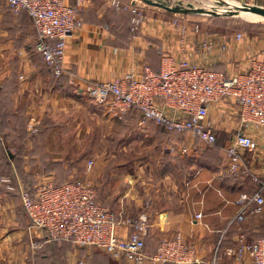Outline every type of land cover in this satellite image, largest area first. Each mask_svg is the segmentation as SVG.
Masks as SVG:
<instances>
[{"label": "crops", "instance_id": "crops-1", "mask_svg": "<svg viewBox=\"0 0 264 264\" xmlns=\"http://www.w3.org/2000/svg\"><path fill=\"white\" fill-rule=\"evenodd\" d=\"M75 1L66 0L68 4ZM111 1L85 0L86 6L79 13L81 26L68 39L64 53V65L74 75V83L67 77L66 87L49 80L50 68L35 51L36 32L27 13L15 14L0 0V180L9 177L19 188L40 181L64 182L76 174L94 179L104 165L116 160L103 152L106 146L137 147L146 145L148 138L152 139L151 146L156 145V126L141 125L135 110L121 112L93 103L82 91L85 81L104 82L127 74L139 77L143 65L157 71V48L174 58H187L221 71L237 70L256 49L254 44H233L231 38L223 37L228 43L226 49L207 55L197 45L206 35L204 25L193 17L175 25V13L153 8L142 9L143 24L132 32L129 11L116 10ZM228 1L239 4L243 0ZM258 2L264 4V0ZM196 23L200 31L194 33ZM181 26L187 27L184 38ZM208 124L217 133L237 131L236 104L229 100L210 104ZM242 130L257 143L254 152L244 153V163L253 174L264 178V130L251 125ZM210 157L199 156V169L192 174L188 171L194 164L181 161L171 172L149 175L145 180L140 177L134 184L125 175L116 190H96L97 201L131 216L148 213V253H153L163 238L179 233L204 264H213L214 256H219L221 264H232L238 225L234 221L235 200L240 193L253 192V182L248 177L222 173L226 162L219 164ZM89 160L93 163L87 171ZM171 166L175 168L173 163ZM17 188L8 190L0 184V264H78L79 260L84 264H136L91 247L44 242L41 233L30 227ZM198 213L202 214L199 220L195 219ZM247 219L242 224L248 233L264 221L251 223ZM127 234V228L118 230L120 237ZM244 235L248 242L255 240ZM36 241H42L40 247L33 245ZM245 259L251 263L249 256Z\"/></svg>", "mask_w": 264, "mask_h": 264}, {"label": "built area", "instance_id": "built-area-1", "mask_svg": "<svg viewBox=\"0 0 264 264\" xmlns=\"http://www.w3.org/2000/svg\"><path fill=\"white\" fill-rule=\"evenodd\" d=\"M15 14L26 12L36 32L35 51L55 76H66L74 83V75L63 62L68 39L80 28V11L85 0L68 4L66 0H2ZM256 2L243 0L239 4ZM116 10H127L131 14L130 30H138L143 24L144 14L137 0H112ZM173 5V4H172ZM192 31H200L194 24ZM183 38L187 27L181 26ZM240 33L235 34L239 39ZM199 50L210 54L217 43L212 39L197 42ZM225 42L219 44L225 50ZM183 50V47H181ZM157 71L143 65L139 77L127 74L110 81H85L83 93L93 103L127 112L135 109L140 114V124L148 122L183 133L206 145L216 143V134L208 124V106L229 100L236 104L239 128L230 137L224 149L226 172L236 177H248L257 185L253 192L240 193L235 200L237 212L234 221L243 222L248 216L264 212V178L251 172L244 163L245 152H254L256 140L242 130L245 125L264 130V59L251 57L247 66L236 73L214 70L209 66L174 58L162 49ZM181 155H188L187 144L170 146ZM92 161L86 164L90 170ZM0 184L8 190H15L9 178H2ZM18 195L22 209L29 218L32 229L41 233L44 242L65 240L77 248L98 247L116 260L127 259L136 264H204L197 250L188 245L181 234L163 238L153 253L145 247L148 230V216L141 212L131 216L124 211H114L97 201L96 189L80 178L69 179L62 184L40 181L32 189L19 187ZM202 214L195 215L201 219ZM127 228L126 237H120L118 230ZM42 241L34 242L40 247ZM233 264H264V238L252 242L240 233L234 251ZM214 256L213 264H221ZM78 264H84L82 260Z\"/></svg>", "mask_w": 264, "mask_h": 264}, {"label": "rangeland", "instance_id": "rangeland-1", "mask_svg": "<svg viewBox=\"0 0 264 264\" xmlns=\"http://www.w3.org/2000/svg\"><path fill=\"white\" fill-rule=\"evenodd\" d=\"M158 1L161 2L164 1L166 2V4L170 6L172 4H176V2H181L185 6H187V4H191L192 9H202L203 11L208 12L201 14V13H195V12H199L197 10H191L188 11V13H175L173 24L178 25L179 24L178 21H182L187 17L188 18L193 17L197 21V23L199 22L200 25L201 24L204 25V27L207 30L206 35H204V37L201 38L214 40L217 43L216 49L219 48V43L222 41L228 45V43L225 40H222L223 37H229L228 39L225 38L226 40H230L231 38L233 44H240L243 42H248V44H254L256 48L255 51L251 52L245 58V61L242 63L241 67L235 71L226 70L228 73H236L237 71L244 69L248 64L249 58L251 57H258L260 59H264V18L257 17L252 14L244 13L240 9L232 8V6L230 5L231 3L228 0H158ZM137 2L141 8L143 7L142 9L146 10L147 8H153V10L163 11V9L161 8L151 7V5H148L140 0H137ZM247 4L255 5L257 7L264 9V4H261L260 2H258V0L256 2H248ZM212 11L216 13H210ZM237 33L241 34V37L239 39L235 38V34ZM47 70L51 74V71L49 69ZM51 75L49 80H54L52 79ZM146 124L149 125L151 123L148 122ZM146 124H141V125L144 126ZM150 127L153 126L150 125ZM236 129H232V131L229 133L219 132V131L218 133L215 132L216 143L211 146L206 145L200 142L199 140L196 139L194 140L193 138L187 135H183L182 137V135L179 136L177 133L173 134L168 132L167 133L157 132L155 134L156 145L154 146H151L149 144L150 140H152L150 138L146 139L147 140L146 145H144L143 143L141 146L130 147L127 144L126 149L114 148L115 143L114 144L112 143V145L106 146V148L103 149V152L105 151L107 155L109 154L114 156L116 160L115 162H113V164L104 165L100 174H98L96 178L94 177V179H89V178L87 179L85 177L86 174L85 176H82L81 174L79 175L76 174L74 178H80L86 181L87 183L92 185L96 190H98L100 193H103V191L106 192L108 189L116 190L117 187L119 188V184H118L119 179H122L125 175H127L126 176L127 179H129L130 181L132 180V184H134L135 179H141L140 177H142L145 180V177L149 175L157 176L164 172H171L173 171L172 169H176L181 165V161L194 164L192 167H190L191 170L188 171L191 172L192 174L195 171L194 169H197L199 167L198 165L199 161H197L199 156H201V158L205 156L208 157L211 156L210 158L213 159L216 163L220 161L219 164H221L222 160L226 162L224 149L227 146V140L230 139V137L236 131ZM180 144H187V146L190 148V153L188 155L179 154L176 150L177 149L176 147L174 148V150L170 149V146H179ZM210 148H213L214 150ZM166 151L177 153L179 155V156L175 155V157H172L174 159L169 160V163L167 165L165 164ZM180 156H184V157H180ZM118 161L121 163L119 164ZM172 163L175 165V168L171 166ZM81 166L82 165L79 164V167ZM222 173H226L227 175H230L226 172L225 166L222 170ZM9 179L13 183L12 179L11 178ZM146 181L148 182V179H146ZM15 188H17V186H15ZM263 216L264 214L257 217L250 216L248 219L246 217V219L251 223H253L255 219L258 220L259 222V220H261L262 218L264 219ZM236 231H237L235 233L236 237L240 233H244L248 235L249 240H254L255 238L258 237L263 238L264 221L262 222L260 221V223L257 224L255 231L254 232L252 231L251 233L250 232L248 233L245 230L244 224L240 222L237 225ZM232 233L234 232L232 231ZM228 250L230 249L228 248Z\"/></svg>", "mask_w": 264, "mask_h": 264}, {"label": "water", "instance_id": "water-1", "mask_svg": "<svg viewBox=\"0 0 264 264\" xmlns=\"http://www.w3.org/2000/svg\"><path fill=\"white\" fill-rule=\"evenodd\" d=\"M140 1H142L148 5L155 6V7L161 8L165 11L172 12V13H188V11H191V10L199 11V12H195V13H201V14L208 13L206 11H203L202 9H192L191 4H187V6H185L181 2H176V4H173L170 6V5L166 4V2H164V1L163 2L158 1V0H140ZM230 5L232 6V8L240 9L243 12H249V13H252V14H255V15H258V16L264 18V9L263 8L257 7L255 5H249V4H235V3L232 4L231 3ZM210 13H216V12L212 11Z\"/></svg>", "mask_w": 264, "mask_h": 264}, {"label": "trees", "instance_id": "trees-1", "mask_svg": "<svg viewBox=\"0 0 264 264\" xmlns=\"http://www.w3.org/2000/svg\"><path fill=\"white\" fill-rule=\"evenodd\" d=\"M50 71H51V69H50ZM51 74H52V79H54V82L55 83H57V84H65V86L66 87H69V85H68V79H67V77H65V76H55V75H53V73H52V71H51ZM130 110H135V109H130ZM135 111H137V110H135ZM138 112V111H137ZM149 123H151V122H149ZM151 124H153L154 126H156L157 128H158V130H159V132H163V133H177L179 136H181L182 135V137H183V133H180V132H177V131H173V130H169V129H167L166 127H163V126H159V125H156V124H154V123H151ZM228 141H229V139L227 140V144H228ZM211 146V145H210ZM210 149H213V148H210ZM214 150V149H213ZM166 158H165V162H167V161H169V160H172V159H174V158H172V157H175V155L176 156H179L177 153H172V152H169V151H166ZM180 157H184V156H180ZM228 176H231V177H234V178H237L236 176H232V175H228ZM249 181H250V179H249ZM64 182H66V181H64ZM64 182H54L55 184H57V185H59V184H62V183H64ZM251 182V181H250ZM252 183V182H251ZM252 185H253V187H254V190L257 188V185L256 184H254V183H252ZM33 186L34 185H32V186H28L27 188H29V189H32L33 188ZM259 238V237H258ZM264 238V237H263ZM256 239V238H255ZM52 242H54V243H66V244H71V242H69V241H65V240H55V241H52ZM91 248H95V249H98V250H100L101 252H103L104 254H106L107 256H109V257H111L110 255H108L104 250H102L101 248H98V247H91ZM122 260H126V259H122Z\"/></svg>", "mask_w": 264, "mask_h": 264}, {"label": "bare ground", "instance_id": "bare-ground-1", "mask_svg": "<svg viewBox=\"0 0 264 264\" xmlns=\"http://www.w3.org/2000/svg\"><path fill=\"white\" fill-rule=\"evenodd\" d=\"M232 4H234V3H232ZM242 12H243V11H242ZM244 13L252 14V13H249V12H244ZM252 15H255V14H252ZM255 16L260 17V16H258V15H255ZM261 18H262V17H261Z\"/></svg>", "mask_w": 264, "mask_h": 264}]
</instances>
